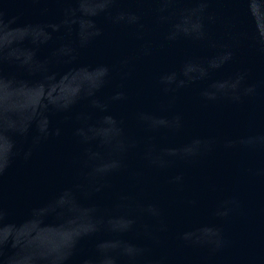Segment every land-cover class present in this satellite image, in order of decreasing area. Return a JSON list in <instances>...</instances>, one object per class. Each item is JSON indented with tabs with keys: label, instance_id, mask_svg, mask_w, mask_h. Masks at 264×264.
Listing matches in <instances>:
<instances>
[{
	"label": "water",
	"instance_id": "obj_1",
	"mask_svg": "<svg viewBox=\"0 0 264 264\" xmlns=\"http://www.w3.org/2000/svg\"><path fill=\"white\" fill-rule=\"evenodd\" d=\"M0 264H264V0H0Z\"/></svg>",
	"mask_w": 264,
	"mask_h": 264
}]
</instances>
